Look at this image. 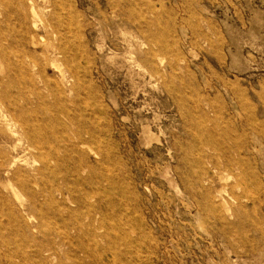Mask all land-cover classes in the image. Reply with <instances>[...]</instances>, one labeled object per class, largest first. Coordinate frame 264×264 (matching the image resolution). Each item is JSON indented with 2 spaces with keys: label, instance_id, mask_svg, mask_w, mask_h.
Wrapping results in <instances>:
<instances>
[{
  "label": "rangeland",
  "instance_id": "rangeland-1",
  "mask_svg": "<svg viewBox=\"0 0 264 264\" xmlns=\"http://www.w3.org/2000/svg\"><path fill=\"white\" fill-rule=\"evenodd\" d=\"M71 2L91 128L111 149L104 162L92 142L94 167L127 191L107 187L96 201L115 207L114 223L134 221V246L111 252L121 264H264V0ZM46 99L51 117L57 102ZM201 171L212 181L199 184ZM206 190L224 203L220 217L206 209ZM29 198L8 195L15 214L1 206L2 252L21 264H73L81 239L62 236L69 216L43 206L38 230ZM95 231L81 234L85 264H116L88 240Z\"/></svg>",
  "mask_w": 264,
  "mask_h": 264
},
{
  "label": "bare ground",
  "instance_id": "bare-ground-1",
  "mask_svg": "<svg viewBox=\"0 0 264 264\" xmlns=\"http://www.w3.org/2000/svg\"><path fill=\"white\" fill-rule=\"evenodd\" d=\"M77 20L71 0H0V211L4 208L15 214L8 195L19 199L21 193H27L28 207L40 222L38 230L46 219L43 206L61 219L66 212L72 223L61 234L70 243L74 237L81 239L73 242V264H85L87 246L81 234L97 227L99 233H92L90 243H99L102 256L112 252L119 256L120 249L134 246L130 234L135 228L129 218L120 217L119 223H114L115 207L108 206L107 213L105 200L96 201L110 197L107 187L120 191L123 198L127 191L123 185L116 187L115 174L102 172L98 177L94 167L92 142L97 144L94 154H102L104 162L111 160V149L91 128L89 71L80 60L86 48L71 39L79 33L73 29L75 25L80 29ZM46 97L57 102L51 117L46 114ZM54 125L57 130L50 129ZM194 177L199 184L212 181L203 171ZM204 202L218 217V210L225 211L224 203L214 201L208 190ZM21 207L25 209L23 204ZM18 222L26 225L28 220ZM0 239V264H21L15 261L16 256L2 252L6 241ZM35 253L40 254V249ZM113 253L111 261L121 264ZM35 258V264H44L39 256ZM123 264L128 263L123 260Z\"/></svg>",
  "mask_w": 264,
  "mask_h": 264
}]
</instances>
